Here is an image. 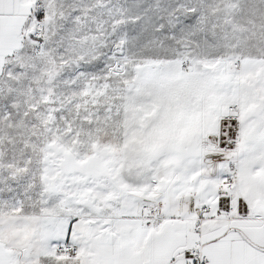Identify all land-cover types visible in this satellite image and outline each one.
<instances>
[{
	"label": "rangeland",
	"instance_id": "1",
	"mask_svg": "<svg viewBox=\"0 0 264 264\" xmlns=\"http://www.w3.org/2000/svg\"><path fill=\"white\" fill-rule=\"evenodd\" d=\"M229 1H135L134 23L124 25L113 10L99 48L96 41L86 49L84 41L68 40L71 25L48 41L43 32L36 55L9 66L0 87L2 203L30 214H83L93 207L107 190L89 194L61 172L69 154L78 163H103L107 194L118 184L138 188L141 208L154 204L162 214L168 209L163 199L174 192L180 195L174 200L192 208L194 193L184 192L181 178L198 172L218 180L220 164L236 161L229 148L238 129L231 108L221 128L208 118L206 135H190L191 125L214 114L213 78L194 74L193 63L209 65L233 54L222 49L235 13ZM253 2V14H262L264 0ZM253 26L260 31V18ZM76 28L84 35L83 25Z\"/></svg>",
	"mask_w": 264,
	"mask_h": 264
},
{
	"label": "crops",
	"instance_id": "2",
	"mask_svg": "<svg viewBox=\"0 0 264 264\" xmlns=\"http://www.w3.org/2000/svg\"><path fill=\"white\" fill-rule=\"evenodd\" d=\"M40 1L45 5L47 41L53 34L59 35L63 26L71 25L73 32L68 40L84 41L89 49L93 41L97 42L96 48L103 47L113 10L124 18V25L134 23L131 17H135V1L137 4L140 0H0V87L9 66L36 55L29 17L34 4ZM229 3L235 13L228 18L231 29L222 49L232 50L233 54L230 59L216 58L209 65L193 63L194 74L213 78L214 114L203 117L202 124L191 125L190 135H206L208 118L221 128L230 121V108H239L237 172L231 189L240 196L241 212L260 215L263 220H226L220 214L224 201L217 196L219 181L196 172L181 178L185 180L184 192L189 188L194 193L192 208L183 199L174 200L180 195L173 192L170 199H163L168 209L162 213L172 223L147 222L135 195L138 188L125 189L118 184L114 194H107L110 190L104 183L101 161L78 163L66 154L60 170L76 186L84 187L89 194L107 192L96 199L93 207L84 208L83 214L65 209L35 214L19 209L14 213L2 203L5 198L0 193V264H183L177 250L191 248L199 241L208 264H264V12L253 14V0ZM136 13L139 19L140 12ZM254 18H260L257 33L253 31ZM82 25L84 35H78L76 27ZM98 36L100 40H95ZM213 48L216 51L217 44ZM193 163L198 170L201 163ZM220 168L223 172L219 177L229 175L228 164L221 163ZM202 207L208 211L202 216L198 234L195 218ZM65 244L71 245L75 253L65 252Z\"/></svg>",
	"mask_w": 264,
	"mask_h": 264
},
{
	"label": "built area",
	"instance_id": "3",
	"mask_svg": "<svg viewBox=\"0 0 264 264\" xmlns=\"http://www.w3.org/2000/svg\"><path fill=\"white\" fill-rule=\"evenodd\" d=\"M31 25V36L36 40V47L40 48L41 39L44 32L45 21V5L44 3L37 2L32 8V12L29 17ZM191 67L190 62L182 65L183 70H189ZM240 110L238 107L231 108L229 118L235 122V127L238 126V114ZM237 128V127H236ZM233 138L230 140V149L236 153L238 149L237 132L232 133ZM237 163L230 166L229 175L217 176L219 180V186L217 188V196L222 199L226 204L224 208L220 210V214L225 217L226 220L231 221L240 218H254L258 221H262L263 218L260 215H250L240 211V196L236 191H232L233 179L236 177ZM231 189V190H230ZM230 190V191H229ZM208 211V208L202 207L200 209L199 216L195 218V232L201 233L202 216ZM142 218L154 224H167L172 223L171 218L162 216L160 209L154 204H144L141 208ZM62 249L67 253H75V249L69 244H65ZM176 255L183 261V264H208V258L202 252V243L199 241L193 247H181L177 250Z\"/></svg>",
	"mask_w": 264,
	"mask_h": 264
},
{
	"label": "bare ground",
	"instance_id": "4",
	"mask_svg": "<svg viewBox=\"0 0 264 264\" xmlns=\"http://www.w3.org/2000/svg\"><path fill=\"white\" fill-rule=\"evenodd\" d=\"M219 181V180H218Z\"/></svg>",
	"mask_w": 264,
	"mask_h": 264
}]
</instances>
